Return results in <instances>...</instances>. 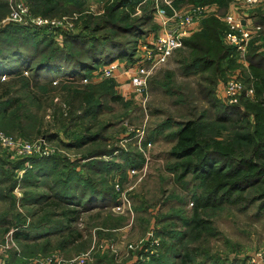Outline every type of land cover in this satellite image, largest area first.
<instances>
[{
  "label": "rangeland",
  "instance_id": "1",
  "mask_svg": "<svg viewBox=\"0 0 264 264\" xmlns=\"http://www.w3.org/2000/svg\"><path fill=\"white\" fill-rule=\"evenodd\" d=\"M23 1L30 7L29 0ZM201 1L213 10L207 17L216 16L223 22L221 16L231 10L232 2L237 0H173L179 8ZM163 2L133 0L118 6L117 0H79L73 4L61 0L47 16L31 6L34 12L48 19L44 29L37 28L41 33L36 37L42 43L40 48H27L32 66L49 54L52 56L53 44H58L51 42L53 36L59 40L60 47L66 49L62 34L57 32L62 29L80 31L85 26L84 32L95 35L98 40L106 36L120 39L129 51L136 53L142 41L153 38L158 32L157 10ZM113 8L116 10L111 15ZM10 11L8 5L6 14L0 17V30L7 23H14L4 21ZM250 14L264 21V2L250 10ZM202 21L188 40L192 41L205 30ZM129 23L141 27L143 34L136 36L117 28ZM224 33L223 30L221 42L230 45ZM196 41H201L204 47L213 45L202 36ZM46 44L50 45L46 47ZM189 44L184 40L167 62L150 72L144 104L145 97L136 92L123 70L115 77H98L94 73L96 68L76 74L63 73L54 77V84L44 77L49 78L46 68L42 71L43 77H39L43 84L23 87L24 81L20 80V84L14 86H19L20 91V95L17 93L14 97L21 98L18 103L21 107L14 109L19 116L17 124L13 128L4 125L0 131L14 138L43 142V149L42 155L21 158L0 146V264H22L21 256H26L25 260L32 264H40L39 261L53 255L71 260L89 250L94 254L88 264H150L152 259L148 255L153 247L149 244L145 249L142 247L149 235L160 242L156 245L157 258L163 257L171 264H180V258L188 252H191L190 264L202 260L212 263L219 258L223 259V264H250L252 256L264 253V209H260L262 201L258 199L264 192V181L250 190L235 193L229 201L218 203L215 198L205 201L214 188L212 182L207 181V185L194 172H184L181 164L185 161L170 154L175 145L174 133L189 119H202L206 126L204 135L213 140L229 142L234 134L243 133L238 125L217 123L219 109H215L210 98L217 97L227 103L223 87L232 76L255 88L256 77L249 67L248 56L260 45L252 41L244 56L237 51L235 64L225 58L209 70L187 73L184 65L195 55ZM134 55L118 59L128 67L134 62ZM53 59L54 56L51 61ZM60 63L65 69L67 62L60 59L55 62ZM9 77L2 79L9 80ZM208 92L214 95L208 96ZM59 133L61 140L53 135ZM80 138L83 143L78 141ZM255 146L246 144L244 148L251 154ZM47 167L49 176H40L39 171L44 172L42 168ZM27 174L29 181L24 180ZM66 177L91 180L98 189L106 190L109 197L92 203L89 200L78 208L80 219L70 224L69 233L49 236L37 243L29 241L27 245L15 239L18 230L31 229L33 224L48 220L49 216H54L51 223L63 222L58 215L63 207L44 208L35 203L24 206L22 198L38 193L48 195L50 202H58L56 193L60 194L62 189L57 180ZM81 191L78 192L80 197L84 194ZM110 197H115L116 203L107 202ZM120 205L124 207L118 211ZM119 222L123 227L115 228ZM78 235L80 237L72 242ZM36 244H46V249L27 255ZM16 255L19 263L15 259L12 262L11 258Z\"/></svg>",
  "mask_w": 264,
  "mask_h": 264
},
{
  "label": "trees",
  "instance_id": "2",
  "mask_svg": "<svg viewBox=\"0 0 264 264\" xmlns=\"http://www.w3.org/2000/svg\"><path fill=\"white\" fill-rule=\"evenodd\" d=\"M29 1L30 7L32 6L35 10H37V12L47 16L52 13L54 7L58 6L57 3L61 0H58V2L57 0ZM62 1L73 4L79 0ZM81 1L83 2L84 0ZM128 1L132 2L133 0H117L116 4L119 6L126 4ZM205 3L206 2L201 1L196 4ZM8 5L10 6L9 0H0V8H2L0 11V17L6 14ZM40 7H44L46 9L41 10ZM49 9L51 11L47 12ZM115 10V8L111 10V15H114ZM36 14L39 15L34 12V15ZM209 17L204 18L202 21L205 26V30L203 32L197 34L192 41L188 40V38L185 39V42L190 43L189 45L192 50H195L193 59L189 60L184 65L187 73L209 70L210 68H213V65L217 66L222 63L225 58L229 60V63H236L234 61L235 54H237L236 47L233 45H223L220 39L222 38L223 30L224 32L226 31V24L216 16ZM43 26L44 25H36L33 23L19 24L18 22H11L7 23L0 30V89H2V93L0 92V128H3L4 125L5 127H12L17 124L16 121L19 116L18 112H14V109L16 107H21L18 105L21 98H19V96H16L18 98L14 97L17 93L20 95V91L17 89L19 86H16V88L14 86L19 85L20 80L24 81L22 84L23 87L29 84L37 87L43 84V81H40L39 77L42 76V71L46 68L48 71L46 74L50 79L47 76L44 77L48 79V81L53 82L55 76L63 73L76 74L79 73V71L81 72L86 69H98L100 68L98 67L100 65L107 64L121 57H126L128 55L133 56L135 54L129 51L125 43H123L120 39L114 40L112 37L106 36L102 38L104 40H98L99 38L95 35L93 36L84 32L87 28L85 26L80 31H62L63 29H60L62 33L57 32V34H62L63 41L66 43V49L65 47H60L59 40L53 36L54 41L52 37L50 38L51 42L55 43L56 41L58 44H53L55 47L52 51V56L49 54L41 61V63H36L32 66V59L31 56H29L27 48L28 46L35 47L36 49L40 48L42 43L36 37H39L41 33H39V29L37 28L41 27V29H44ZM117 28L121 29L122 32L131 33L136 36L143 34V32H140L141 27L135 23H129L127 26L119 25ZM94 31H97V28L94 29ZM46 36L48 37L47 34ZM198 36H202L208 41H212L213 45H211L210 48L202 46L201 41H196ZM35 39L36 41L33 42ZM47 40L48 39L46 38V41ZM47 45L50 44H46V47ZM69 47L70 51L68 50ZM43 48H45V46L42 47V49ZM127 51H129V54ZM217 51L218 54H216ZM262 51L264 50H261L260 47H256L248 56L249 67L252 70L253 75L256 77L255 101L242 97L238 104L232 105L221 102V100L217 97H212L214 93L208 92L207 94L212 97L210 98V101H214L212 103L216 107L215 109H219L216 118L217 123H232L238 125L240 126L239 129L243 131V133L234 134L232 138L228 140L229 142H225L217 138L216 140H213L204 135L206 126L202 122V119L186 120L178 126V130L174 133L175 145L171 149V156L175 159L185 161L181 164V168L184 172H194V174L205 183L207 181H211L213 184L212 186L214 188L208 192V196H206L205 201L213 198H215L218 203L229 201L231 196H234L235 193L250 190L252 187L257 186L264 181V52ZM53 56L54 59L51 61ZM59 59L67 62L65 69L63 68L64 65L62 66L61 63L55 64V62ZM53 65H55V67ZM25 71L28 73H24ZM29 72L30 75H28ZM7 75L10 76L9 80L2 79L3 76ZM53 135H56L57 140L62 139L60 133ZM22 139L26 140V138ZM50 139L51 141L53 140L52 138H49V140ZM80 139L78 141L83 143V140ZM246 144L256 145L251 154L250 151L246 152V149L244 148ZM19 169L20 168H18V170ZM42 169L44 172H42V170L39 171V173H41L40 176H49L50 172L48 167L47 169ZM26 176L27 177H25L24 180L29 181L28 174ZM66 178L65 180H61V178L57 180L60 181L58 183L61 185L62 189L60 194L56 193L58 202H50L48 195L38 193L25 195L24 198H22L24 206L35 203L42 205L44 208L50 206H54L55 208L63 207L64 210L60 212L58 211V215L61 217L63 222H56L58 224L51 223L49 221H51L50 219L54 216H49L48 220H44L42 222L40 221L39 224H33L34 226L31 227V229L29 228L24 231L18 230L16 232L15 239H18L20 242L27 245L29 241H35L37 243L38 240L49 236L69 233L72 231L70 224H74L80 219L78 208L85 206L89 200L90 203H92L93 200L99 201L109 197L106 190L98 189V187L91 183V180H68V178ZM80 190H82L81 193L84 192L82 197L78 194ZM89 190H91L90 194H87ZM258 199L262 201V204L260 205V209L262 210L264 209V192L260 193ZM258 199L256 198L255 200ZM108 200L109 201L107 202L116 203L115 197H110ZM62 203H66V205H63ZM55 215L57 216V214ZM119 227H123L122 222L116 223L115 228ZM78 237H80V235L76 238H72L71 241L73 242L77 240ZM66 242L68 244V241ZM72 242L69 245H71ZM45 245L36 244L35 249H33V251L31 249L26 254L29 255L32 253L33 255L35 252L44 250L46 249ZM190 253L191 252H188L186 256L180 258V264H190ZM174 254L177 255V253ZM17 258H19L17 255L16 257L13 256L11 258L12 262L13 259H15V262L19 263L17 262L19 261ZM150 258L152 259L150 264H171L163 257L157 258V255ZM21 259L25 260L26 256H21L20 260ZM23 260H21L20 263L32 264L29 260ZM223 263V259L219 258L214 259L212 263L207 260H202L198 264Z\"/></svg>",
  "mask_w": 264,
  "mask_h": 264
},
{
  "label": "built area",
  "instance_id": "3",
  "mask_svg": "<svg viewBox=\"0 0 264 264\" xmlns=\"http://www.w3.org/2000/svg\"><path fill=\"white\" fill-rule=\"evenodd\" d=\"M264 0H237L232 2L233 8L226 11L222 20L226 24L224 33L225 40L228 44L236 47L242 55H246L249 45L256 41L264 49V21H258L250 14V10L260 6ZM10 14L5 20L14 21L24 24L44 25L48 19L41 15H34L32 10L23 0H9ZM213 10L206 4L188 5L179 8L174 5L173 0H164L163 4L158 6L157 17L159 20V31L153 38H146L139 44L138 51L134 55V62L130 66L123 65L119 59H115L101 68L95 69L94 73L98 77H115L120 70L127 73L136 92L142 94L144 104L147 100L145 94L148 87V75L152 70L167 62L177 47L181 46L184 40L190 36L201 23V21L212 14ZM3 21V22H4ZM27 73V72H26ZM223 96L227 103L238 104L242 97L247 99L255 98V88L246 85L237 76L230 77L223 87ZM40 144L30 142L29 140L14 138L0 131V146L10 150L19 157H29L35 154L42 155L43 142ZM48 154V152H44ZM118 211L124 205L117 206ZM155 233V232H153ZM155 240V241H154ZM142 243V242H141ZM153 247L148 258L156 255L157 247L160 242L149 235L144 239V249L147 245ZM146 251H149L146 249ZM94 252L89 250L75 256L71 260H62L60 257L53 255L39 261L40 264H88L93 260ZM250 264H264V253L258 252L249 260Z\"/></svg>",
  "mask_w": 264,
  "mask_h": 264
}]
</instances>
